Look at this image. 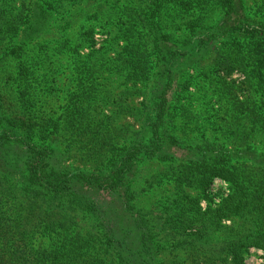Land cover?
Segmentation results:
<instances>
[{"label":"trees","instance_id":"trees-1","mask_svg":"<svg viewBox=\"0 0 264 264\" xmlns=\"http://www.w3.org/2000/svg\"><path fill=\"white\" fill-rule=\"evenodd\" d=\"M96 1L72 0V5L99 6ZM169 1L181 6L177 10L184 19L183 38L160 23ZM215 1L211 6L225 10V19L208 25L205 0H140L136 9L124 11H130L128 18L117 29L124 45L112 64L141 96L135 107L140 128L132 130L116 126L118 116L131 110L128 95L119 96L113 114L99 118L109 99L100 95L98 84H91L99 78L91 65L96 58L81 56L80 44L73 45L63 34L43 37L50 17H65L64 3L20 0V7L11 11L7 0H0V57L13 61L10 77L16 76L22 109L9 113L0 94V264H110L111 257L115 264H161L156 258V219L152 212L136 207L137 193L130 184L140 161L176 158L173 147L180 149L182 141L172 134V117L181 108L179 115L187 113L180 103L188 99L183 93L191 94V84L180 81V73L210 56L215 67L226 62L233 68L247 61L251 78L257 76L255 72L264 77V19L240 16L241 0ZM41 6L47 10L44 18ZM107 42L105 53L113 46L111 40ZM69 57L78 58L83 68L74 87L82 91L68 95L57 115L46 108L64 90L57 59ZM261 100V112L249 106V117L262 118L264 125V97ZM66 131L73 135L71 142L63 137ZM58 143L66 145L64 150ZM73 149L87 163H98L99 171L68 163L66 154ZM186 155L185 162L173 166L169 174L180 182L178 192L187 182L207 190L217 177L230 183L231 192L213 215L198 208L192 217L178 214V219L170 220L181 237L186 230L195 236L182 241L204 246L207 233L201 228L191 232L189 225L240 216L249 218V230L226 242L225 255L232 264H245V250L264 252V150L252 145L229 149L215 142L189 147ZM12 187L23 192L17 204ZM38 239L53 243L45 247L37 244Z\"/></svg>","mask_w":264,"mask_h":264},{"label":"rangeland","instance_id":"rangeland-1","mask_svg":"<svg viewBox=\"0 0 264 264\" xmlns=\"http://www.w3.org/2000/svg\"><path fill=\"white\" fill-rule=\"evenodd\" d=\"M48 1L64 3L66 15L64 18L59 15L50 17L47 20L46 29L42 32L43 37L49 38L55 35L58 38L63 34L69 38L73 45L80 44L78 51L81 56L91 55L92 58H96L95 65H91L97 69L96 74L99 78L96 83L91 84L93 86L98 84L100 95H108L109 99L106 104L102 105L103 113H100L102 115L99 118L104 119L106 115L113 114L117 110L119 96L123 95L122 98H124L125 95H128L126 103H130L131 110H128L125 115L118 116L116 126L132 130L139 129L140 122L137 120L135 107L141 96L138 97L136 86L124 82L118 69L112 63L115 62L114 58L117 57V53L124 45V37L117 36L120 33L117 31L118 26L124 24L122 22L128 18L127 15L130 12L129 10L124 11L136 9L140 5V0H97L99 6L89 4L73 6L72 0ZM178 1L182 3L188 0ZM232 1L239 3L240 0ZM205 2L209 3L207 25L225 19V10L219 5L211 6L217 1L205 0ZM241 2L243 8L239 9L240 16L244 13L251 20L264 19V0H241ZM7 3L6 7L11 11L20 7V0H7ZM166 3L168 4L163 6L160 23L167 32L178 38H183L184 19L177 10V7L181 6H177L175 1ZM43 8L44 6H41L38 9ZM43 10L45 13H41L42 18L47 13L46 9ZM99 10H101L100 15L96 17L95 13ZM224 26H226L225 22L221 29ZM89 28H92L93 31L91 32ZM108 40H111L110 44L113 46L105 53L109 45ZM52 46L55 47V44ZM221 48H225V45H222ZM57 62L59 64L58 79L63 84L60 86L64 87V90L46 110H53L58 115L67 103V96L82 91L76 88L78 80L81 79L79 73L83 71V68L80 66L78 58H61L60 61L57 59ZM13 65L11 59L0 57V94L4 102L3 105L9 109V113L14 110L22 113L21 104L18 101V87L14 80L16 76L10 77V73H14ZM226 65V62H222L221 65L215 67L214 62L208 56L202 59L200 66L184 68L179 79L182 82L186 80L191 84V94L183 93L182 96L184 98L187 96L188 99L180 103L185 105L187 113L183 114L182 112L179 115L178 112L181 111V108L178 109V116L172 117L173 122L170 126L172 134L182 141L179 144L180 149L173 147L176 158L162 162L158 159L140 161L138 173L130 184L132 190L137 193L136 207L152 212L157 221L154 222L156 223L154 228L157 243L156 258L161 264H232L231 259L225 255L226 250L223 247L226 242L234 239L237 233H247L249 230V218L247 220L240 216H229L223 219L218 217L219 223L210 220L206 221L204 226L203 222L205 221H199L189 227L191 232L201 228L207 233L203 237L204 246H201L182 241L184 238L192 239L195 236L188 235L186 230L183 238L170 224L172 223L170 220L179 218L178 214L192 217L198 208L203 211L208 209L210 215L215 214L214 211L218 209L222 199L228 197L231 192L230 183L219 177L213 180L207 190H202L197 188L196 184L187 182V185H182L183 187L178 192L180 182L170 178L169 174L173 166L180 167L185 162L189 147L216 142L229 149L245 148L247 145H252L264 150V125L261 124L263 119L256 116L249 117V106L251 111L255 110L256 112L255 108L262 110L260 106L263 102L261 99L264 97V77L255 72L257 76L251 78L249 70L252 67L247 61L234 64L233 68H228ZM158 71L159 67L156 66L155 74ZM126 130L128 131V129ZM63 137L69 138L71 142L73 135L66 131L63 133ZM61 141L63 142V139ZM57 146L61 150L66 147L63 143H58ZM66 155L68 163H74L81 167L87 165L88 169L92 171H99L101 167L93 161L87 163L80 152L74 149ZM97 164L99 168L96 167ZM6 185L10 186V183ZM11 193L13 197L16 196L14 202L17 204L16 199L21 197L23 192L19 187H12ZM85 222L86 220L83 224ZM200 224L202 226H199ZM172 233L174 235H171ZM36 242L37 244L42 242L40 245L45 247L51 246L53 243L51 239L48 241L38 239ZM199 251L205 252L198 256L195 255ZM243 258L245 264H264V252L261 249H247L243 253ZM109 262L115 264L112 257L109 258Z\"/></svg>","mask_w":264,"mask_h":264}]
</instances>
